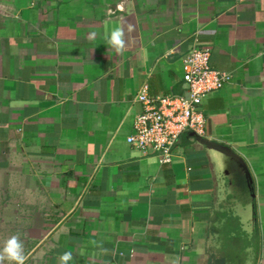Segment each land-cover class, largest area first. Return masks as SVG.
<instances>
[{"label": "crops", "instance_id": "1", "mask_svg": "<svg viewBox=\"0 0 264 264\" xmlns=\"http://www.w3.org/2000/svg\"><path fill=\"white\" fill-rule=\"evenodd\" d=\"M195 39L231 80L200 105L206 141L161 163L126 142L134 96L184 94ZM14 234L24 264H264V0H0V247Z\"/></svg>", "mask_w": 264, "mask_h": 264}, {"label": "built area", "instance_id": "2", "mask_svg": "<svg viewBox=\"0 0 264 264\" xmlns=\"http://www.w3.org/2000/svg\"><path fill=\"white\" fill-rule=\"evenodd\" d=\"M210 50L198 45L182 57L183 80L189 97L169 93L150 96L147 85L139 88L134 100L141 104V112L132 122V131L126 142L135 149L148 153L153 151L161 163H171L174 148L182 133L190 131L196 136H206V120L201 110L205 96L221 89L231 80L230 72L212 68Z\"/></svg>", "mask_w": 264, "mask_h": 264}, {"label": "clouds", "instance_id": "3", "mask_svg": "<svg viewBox=\"0 0 264 264\" xmlns=\"http://www.w3.org/2000/svg\"><path fill=\"white\" fill-rule=\"evenodd\" d=\"M91 39V37H89ZM109 46L122 51L124 48L123 31L121 28H115L106 37ZM24 243L21 236L14 234L4 241L3 246L0 247V264H4V261L14 262V264H24ZM61 264H68L72 260V253L65 251L61 257Z\"/></svg>", "mask_w": 264, "mask_h": 264}, {"label": "trees", "instance_id": "4", "mask_svg": "<svg viewBox=\"0 0 264 264\" xmlns=\"http://www.w3.org/2000/svg\"><path fill=\"white\" fill-rule=\"evenodd\" d=\"M197 139H199L200 141H202V138L197 136ZM227 261L225 262V259L223 257H209L207 259V264H226Z\"/></svg>", "mask_w": 264, "mask_h": 264}, {"label": "water", "instance_id": "5", "mask_svg": "<svg viewBox=\"0 0 264 264\" xmlns=\"http://www.w3.org/2000/svg\"><path fill=\"white\" fill-rule=\"evenodd\" d=\"M185 88H186V91L184 92V96H185V98H188L189 97V92L187 90V84L186 83H185ZM202 141L204 142L206 140L205 139H202Z\"/></svg>", "mask_w": 264, "mask_h": 264}]
</instances>
